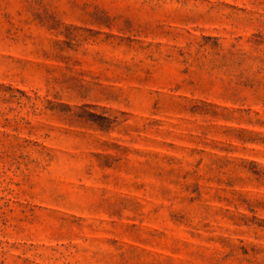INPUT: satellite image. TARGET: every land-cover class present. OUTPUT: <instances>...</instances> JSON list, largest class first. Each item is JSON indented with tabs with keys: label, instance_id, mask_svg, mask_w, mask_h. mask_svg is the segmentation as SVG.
<instances>
[{
	"label": "rangeland",
	"instance_id": "rangeland-1",
	"mask_svg": "<svg viewBox=\"0 0 264 264\" xmlns=\"http://www.w3.org/2000/svg\"><path fill=\"white\" fill-rule=\"evenodd\" d=\"M0 264H264V0H0Z\"/></svg>",
	"mask_w": 264,
	"mask_h": 264
}]
</instances>
